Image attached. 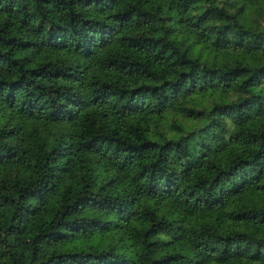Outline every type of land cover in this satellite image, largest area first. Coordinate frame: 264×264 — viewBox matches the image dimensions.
Listing matches in <instances>:
<instances>
[{
  "label": "trees",
  "instance_id": "16d2710c",
  "mask_svg": "<svg viewBox=\"0 0 264 264\" xmlns=\"http://www.w3.org/2000/svg\"><path fill=\"white\" fill-rule=\"evenodd\" d=\"M250 5L0 0V264H264Z\"/></svg>",
  "mask_w": 264,
  "mask_h": 264
},
{
  "label": "rangeland",
  "instance_id": "374dc122",
  "mask_svg": "<svg viewBox=\"0 0 264 264\" xmlns=\"http://www.w3.org/2000/svg\"><path fill=\"white\" fill-rule=\"evenodd\" d=\"M246 13H247V17H248V19L250 21L249 23H250V25L252 27L264 28V5H262V6L250 5L247 8ZM215 21H216L215 19H211V21L209 22V26ZM209 30H206V32L207 33H211V32H209ZM204 55L206 56L207 52H205ZM211 57H212V59L214 60L215 63H217V62L221 63V62H223L225 60L223 54L219 56L215 51H213L211 53ZM164 127L167 129L168 125L167 126L164 125Z\"/></svg>",
  "mask_w": 264,
  "mask_h": 264
}]
</instances>
